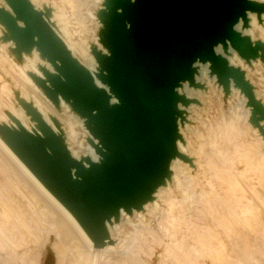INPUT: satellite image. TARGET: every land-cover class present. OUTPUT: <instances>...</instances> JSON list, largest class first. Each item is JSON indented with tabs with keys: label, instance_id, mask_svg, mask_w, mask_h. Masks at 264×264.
<instances>
[{
	"label": "water",
	"instance_id": "95a60500",
	"mask_svg": "<svg viewBox=\"0 0 264 264\" xmlns=\"http://www.w3.org/2000/svg\"><path fill=\"white\" fill-rule=\"evenodd\" d=\"M13 15L0 9L3 41H12L17 58L33 48L54 68L44 72L47 82L33 78L44 95L57 105L60 96L85 119L98 141L93 146L98 163L70 158L61 136L54 135L25 103L43 138L0 126V136L41 183L71 212L96 249L109 240L105 224L119 220V212L141 211L156 190L171 177L170 163L177 156L178 103L189 100L175 91L181 82L194 83V63H210L211 75L227 96L232 82L252 109L251 122H264V107L255 100L244 72L214 53L220 44L230 47L247 64L264 61V43H252L234 26L246 13L260 16L264 4L251 0H105L98 13L99 41L108 51L94 48L97 79L65 48L47 23L49 11H37L28 0H4ZM21 22L23 27L18 23ZM49 84V87L46 86ZM201 87V86H199ZM117 103L111 104V98ZM264 139V131H262ZM87 162L89 160H86ZM72 169L76 172L72 176Z\"/></svg>",
	"mask_w": 264,
	"mask_h": 264
},
{
	"label": "rangeland",
	"instance_id": "374dc122",
	"mask_svg": "<svg viewBox=\"0 0 264 264\" xmlns=\"http://www.w3.org/2000/svg\"><path fill=\"white\" fill-rule=\"evenodd\" d=\"M53 1L64 10L69 31L91 38L95 25L89 14L98 12L95 0ZM254 36L261 38L257 32ZM0 63V77L13 76L31 94L32 86L25 87L1 54ZM262 65H246L243 72L264 102ZM202 90L206 94L195 99L197 108L186 133L187 154L192 158L187 163L195 162L196 167L190 171L184 166L189 173L180 165L172 168L173 184L157 207H150L143 219L125 222L121 234L116 233L126 241L121 252L90 254L83 243L84 249L58 245L64 237H78L77 233L0 148V260L5 257L10 264H45L46 258L47 264H264V210L250 192L253 188L257 193L253 170L245 168L242 160V147L254 144L256 137L245 127L241 96L229 101L230 96L225 97L213 82ZM0 102L11 106L3 95ZM58 114L76 132L72 148L75 156L80 155L83 132L73 119ZM261 200L264 203L263 193Z\"/></svg>",
	"mask_w": 264,
	"mask_h": 264
},
{
	"label": "bare ground",
	"instance_id": "6f19581e",
	"mask_svg": "<svg viewBox=\"0 0 264 264\" xmlns=\"http://www.w3.org/2000/svg\"><path fill=\"white\" fill-rule=\"evenodd\" d=\"M28 1L37 11H49L47 23L49 24L52 31L63 42L71 57L91 73L96 87L104 89L108 92V88L103 85L96 77V74H98V65L92 54V49L94 48L98 52H101L103 55H108V51L101 45L99 41V31L101 30L102 25L98 19V13L102 10H105V0H95L94 7L95 10H98V12L96 14L94 11V13L89 14L92 23L95 25L94 31H92V36L90 35L91 38L82 36L81 31H69V23L67 22L64 10L53 0ZM131 1L133 2V0ZM251 1L264 4V0ZM0 9H3L9 14L13 15L4 0H0ZM246 18L248 26L244 28L243 21L240 19L239 22L234 26V30L237 33L241 34V36L248 37L252 43H255L257 41L264 43L262 39V35L264 34V12L261 13L260 16H257V14L252 12H247ZM18 25L20 27H23L21 22H19ZM255 32L259 33L261 38H255ZM5 33V27L0 25L1 57L3 61L8 64L10 70L14 73V75L22 81L25 87L31 88L32 86L31 90L33 93L31 92L30 94L29 91L24 89L21 85H18L13 76L5 74V76L2 75V77H0V95H3L11 106H7L0 102V126H5L8 129L15 131H19L20 128H22L28 134L43 138V135L40 132L37 123L33 121L29 115H27L24 107L21 105L22 103H25L29 105L31 109L40 116L41 121L46 127L51 130L54 135L62 137L66 150L71 159L82 163L85 169L89 168L90 162L98 163L100 158L96 154L93 147L98 146V141L94 139L86 129L85 119L81 118L77 113H75L71 109L70 104L66 103L60 96L58 97L57 105H54L44 95L41 88L35 83L33 79L38 78L47 82L44 72L51 75L56 74L52 65L45 58H42L40 56V53L36 50V48H33L30 54L23 53L20 58H17L16 54L12 53V49L15 48L14 43L12 41H3ZM76 37L78 38V40H75ZM87 37H89V35ZM214 53L216 55L224 57L230 66L239 68L241 71H246L248 69L246 65H251V67L257 68L259 66L262 67V64H264V61L259 58L250 61L247 64L245 61L239 58L237 53L230 47L228 48V54H224L222 46L220 44L214 47ZM260 61L262 62V64L260 63ZM243 62L246 65H244ZM193 68H195L196 70V73L194 74V83L198 86L193 87L189 85L187 81H185L181 82L175 90L178 96H182L190 102L186 106H183L180 102L178 103V111L182 112V116L177 117V128L179 135V138L176 140L177 156L170 163V179L166 180L164 186H161L156 190V192L152 195L153 200L146 203L141 211L133 210L131 214H127L121 209L119 212V220L117 223L114 222V219L112 218L110 223L107 222L105 224L109 240L105 241L106 244L101 249H96L94 247L93 242L84 232L71 212L41 183V181L31 172V170L21 161V159H19V157L9 148V146L3 141L0 136V148L2 149L0 150L2 152L4 151L3 153H5L6 156L10 158V162L12 161L16 165V167H18L17 169L22 172L21 175H24L25 178L30 181L29 183L36 188L39 194H41L42 197L44 196V199H46V201H49H47L48 203L52 204L51 207H55L58 210L57 212H61V216L65 217L67 225L71 226L73 230H75L78 238H80L84 246L87 247L90 254H95L96 252L123 251L126 243L125 238L118 239L116 237V233H118L117 235L119 236L121 234L120 229L124 224L132 223L131 220L133 219H143L145 212H147L150 207H157L158 202L160 201L163 194L168 191L173 184L174 171L172 168L175 165H180L189 173V170L192 171L191 166L196 167L195 162L193 164L190 163V165L187 163L192 159L187 154L189 150V142L186 136V133L190 131V115L197 108V106L194 105L196 102L195 99L198 100L201 96L206 94V92L202 90L203 85H209L212 82L217 85L218 83L216 76L211 75L209 62L201 63L199 61H196ZM6 79H9L11 84L7 82ZM245 80L251 85L255 100L259 101L264 107V102H261L259 100L261 96L258 89L255 88L254 84L251 81H249L247 75H245ZM46 86L49 87V84L46 83ZM218 88L221 90L222 87L218 84ZM235 95H239L242 98L241 107L245 108L243 116L245 127L256 137V142L254 144H248L242 147V160L245 168L253 170L256 179L257 193L253 188L250 190V192L255 200L259 203V206H261V208H263L264 210V203L261 200V195L262 193L264 194V139L262 137V131H264V122L260 121L257 125H254L251 122L250 118L252 109L247 106V99L244 97V95L241 94L240 90L236 89L231 82L229 94L225 97L230 96V101V99H232ZM110 103L115 104L117 103V101L112 97ZM15 104L17 105V107ZM59 112H62L67 117V119L70 118L69 120L71 122H73L71 120L73 119L75 121V123L73 122L74 126L78 127L79 125L78 129L83 132L84 140L81 142V144L79 142L78 143L80 144L81 148H83L84 152L78 156H75V152H73L72 148V139L74 136H76V132H74L73 128L69 126L68 121L66 124L64 123V121L59 117ZM86 160L89 161L87 162ZM184 166H186L189 170ZM75 172L76 170L72 169V176H74ZM23 200L26 201V204L28 205L26 206L31 211L32 209L30 207L29 201H27L25 198H23ZM177 235H179L178 232ZM2 260H0V264H10V262L5 257H3ZM47 262L48 259L46 258L44 263L47 264Z\"/></svg>",
	"mask_w": 264,
	"mask_h": 264
},
{
	"label": "crops",
	"instance_id": "0c3cea01",
	"mask_svg": "<svg viewBox=\"0 0 264 264\" xmlns=\"http://www.w3.org/2000/svg\"><path fill=\"white\" fill-rule=\"evenodd\" d=\"M58 245H65L68 247L71 245H80V247L84 249L82 242L76 235L64 237L58 241Z\"/></svg>",
	"mask_w": 264,
	"mask_h": 264
}]
</instances>
